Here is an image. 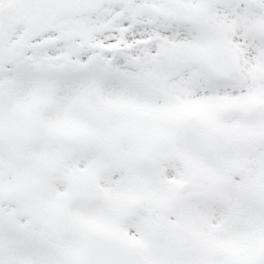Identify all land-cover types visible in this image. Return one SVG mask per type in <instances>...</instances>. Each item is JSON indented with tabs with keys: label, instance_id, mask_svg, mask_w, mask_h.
<instances>
[{
	"label": "snow or ice",
	"instance_id": "1",
	"mask_svg": "<svg viewBox=\"0 0 264 264\" xmlns=\"http://www.w3.org/2000/svg\"><path fill=\"white\" fill-rule=\"evenodd\" d=\"M0 264H264V0H0Z\"/></svg>",
	"mask_w": 264,
	"mask_h": 264
}]
</instances>
